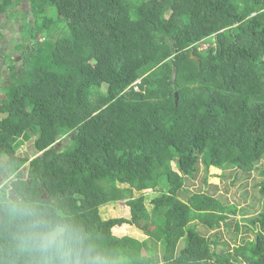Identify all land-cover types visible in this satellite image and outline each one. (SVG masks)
<instances>
[{
  "label": "trees",
  "instance_id": "16d2710c",
  "mask_svg": "<svg viewBox=\"0 0 264 264\" xmlns=\"http://www.w3.org/2000/svg\"><path fill=\"white\" fill-rule=\"evenodd\" d=\"M49 4L0 52V165L121 264H264V0Z\"/></svg>",
  "mask_w": 264,
  "mask_h": 264
},
{
  "label": "clouds",
  "instance_id": "9594fccd",
  "mask_svg": "<svg viewBox=\"0 0 264 264\" xmlns=\"http://www.w3.org/2000/svg\"><path fill=\"white\" fill-rule=\"evenodd\" d=\"M0 251L8 264H121L90 242L82 228L46 197L16 184V173L0 165Z\"/></svg>",
  "mask_w": 264,
  "mask_h": 264
},
{
  "label": "rangeland",
  "instance_id": "374dc122",
  "mask_svg": "<svg viewBox=\"0 0 264 264\" xmlns=\"http://www.w3.org/2000/svg\"><path fill=\"white\" fill-rule=\"evenodd\" d=\"M32 1H36V2H43L45 4L46 7L49 8V0H26L24 2H22L21 5L15 6L14 8H11L9 10H7L2 16H1V20H0V52H4V53H9L14 49V44L13 43H17V42H24V44L28 47L30 46V43L28 41L27 38H23L21 31H22V25H23V21H24V13H26V19L25 21H32V16H31V11H32ZM206 44H202L200 46V49H204L206 48ZM15 59H19L20 58V53H16L14 54ZM0 59L2 60V58H4L3 54L0 53ZM0 66H2L0 64ZM3 69V67H2ZM5 78L7 77V73L4 76ZM32 140L29 137H26L24 140H22V142H20V144H18L17 146V156L18 157H24V156H29L32 158V154H33V149H32ZM63 140L59 143L60 145H63ZM5 164H7V160H5ZM10 171H14L16 173V177L18 176V174H21L22 171V177L23 179H27L28 178V174H27V168L26 165L18 168L17 163L15 165V163L10 165ZM220 173V171H216L213 170L212 173ZM15 177V178H16ZM6 182L5 176L2 172H0V183H4ZM210 183L212 184H219V179L218 178H213L210 180ZM241 184L240 181H238V183L236 184L237 186H239ZM248 186L247 191H248V198H251L250 196L255 195V191L253 189V184H251L250 182L247 184ZM245 188V189H246ZM217 194H221V195H228L230 196L231 194H224V192L222 190H220ZM239 195H243L242 193L239 192ZM251 201V200H249ZM120 203V204H119ZM118 204H116L115 208L114 206H110L108 207L106 210L109 211V214H112L114 216H121V215H126L128 216V210L126 208V205H124L125 202H119ZM248 204V202H242L240 204V206H244ZM257 204V202H256ZM255 204V205H256ZM124 209V210H123ZM257 211H259L257 209ZM259 213V212H258ZM241 216L238 217V219H240ZM246 217V216H245ZM243 224V223H242ZM124 233L127 234H131L134 235L135 237H141L143 234L141 232H138L134 229H126L124 230Z\"/></svg>",
  "mask_w": 264,
  "mask_h": 264
},
{
  "label": "water",
  "instance_id": "95a60500",
  "mask_svg": "<svg viewBox=\"0 0 264 264\" xmlns=\"http://www.w3.org/2000/svg\"><path fill=\"white\" fill-rule=\"evenodd\" d=\"M193 58H194V56H193ZM194 59H197V58H194Z\"/></svg>",
  "mask_w": 264,
  "mask_h": 264
}]
</instances>
